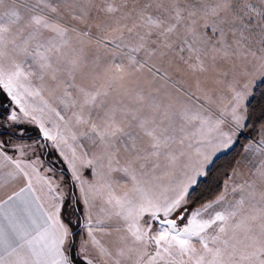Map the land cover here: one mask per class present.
I'll list each match as a JSON object with an SVG mask.
<instances>
[{
  "label": "snow or ice",
  "instance_id": "snow-or-ice-1",
  "mask_svg": "<svg viewBox=\"0 0 264 264\" xmlns=\"http://www.w3.org/2000/svg\"><path fill=\"white\" fill-rule=\"evenodd\" d=\"M0 264H264V0H0Z\"/></svg>",
  "mask_w": 264,
  "mask_h": 264
}]
</instances>
